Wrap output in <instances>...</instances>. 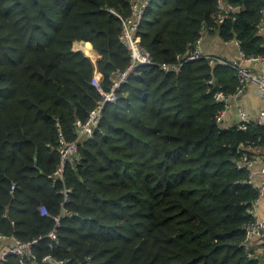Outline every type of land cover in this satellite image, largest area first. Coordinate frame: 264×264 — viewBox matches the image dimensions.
<instances>
[{
    "label": "trees",
    "instance_id": "trees-1",
    "mask_svg": "<svg viewBox=\"0 0 264 264\" xmlns=\"http://www.w3.org/2000/svg\"><path fill=\"white\" fill-rule=\"evenodd\" d=\"M228 1L240 11L219 24L217 0H152L141 39L156 64L107 106L100 131L80 145L82 166L67 167L62 182L53 176L60 133L75 140V122L101 98L95 72L107 87L130 62L119 15L132 0H0V234L38 240L35 257L0 264H45L48 253L63 264H262L247 244L260 194L238 161L251 148L264 153V124L217 122L226 103L215 94L237 91L236 69L204 58L180 73L159 65L206 29L239 40L247 58L264 56V0ZM66 186L72 202L51 248Z\"/></svg>",
    "mask_w": 264,
    "mask_h": 264
},
{
    "label": "built area",
    "instance_id": "built-area-1",
    "mask_svg": "<svg viewBox=\"0 0 264 264\" xmlns=\"http://www.w3.org/2000/svg\"><path fill=\"white\" fill-rule=\"evenodd\" d=\"M151 2L152 0H132L130 14L127 16L119 15V18L122 21L121 39L129 51L130 62L125 69L118 70L111 75L109 79V85L107 87L103 84L102 74L98 70L95 72L92 78V85L98 90L101 98L97 101V104L89 112V115L85 120H77L75 122L74 128L75 134L77 136L75 140H68L63 133H60L58 149L60 153V166L53 175L57 180L65 182V172L67 167L78 169L80 166H82L84 156L80 148L81 143L93 139L96 132L100 131L99 125L104 118L107 106L117 102L120 91L129 81V79L134 74H137L140 67L156 64L147 49L143 46L140 34L142 22ZM217 6L219 9L217 18L219 24L224 23L229 18H234L232 14L238 13L240 11L239 5H236L228 0H217ZM259 30L264 32V21L259 25ZM202 39L203 34L188 52L185 54H179L176 61L169 63L164 62L159 65L160 68L165 72L180 73L183 69V66L187 62L204 58L211 66H215L217 64L223 66L230 65L236 69L237 78L239 80L237 91L234 94L226 95L225 92L220 88V90H218L215 94L217 100L224 101L226 103V110L217 116V122L223 125L229 102L232 100L237 101L249 85L254 86L260 92L264 93V74L262 72L255 71L251 67V64L253 63L264 64V56L257 58H247L241 50L240 57L236 60L224 56H218L216 54L205 52L201 48L200 44ZM230 42H234L240 48L239 40H232ZM77 49L86 51V53L92 59L97 58V55L93 52V50L84 42L78 43ZM210 83L214 84V80H210ZM239 113L241 117V123L238 125L239 129H247L248 124L251 122L264 124V109L260 112L259 119L257 121H253L250 118L248 112L242 106H239ZM251 150L253 152L251 154L249 151H243L238 161V168H247L249 170V178L247 183L259 190L261 198V196L264 195V154H256L255 149L253 148H251ZM257 162H261V169L259 173L261 178L259 180L256 179L257 173L253 169ZM15 189L16 185L14 184L12 186V190ZM71 193L72 188L67 186L62 190V194L64 195L62 212L55 218L56 226L48 234V237L51 239V248H54L52 244L53 242H58L57 229L61 224L62 216L68 213L66 207L67 204L72 202ZM258 200L250 209V214L254 217V221L248 226L247 242L249 243L251 239L258 237L260 242H262L264 245V218L258 217ZM39 211L44 216H48L50 214L46 205H41L39 207ZM37 241L38 240H34L32 242L23 243L17 240L15 237L10 238L4 234H0V263L12 253L21 257L22 259L26 256L35 257L32 246L33 244L37 243ZM42 260L45 264L64 263V260L54 257L53 253L46 254Z\"/></svg>",
    "mask_w": 264,
    "mask_h": 264
},
{
    "label": "crops",
    "instance_id": "crops-1",
    "mask_svg": "<svg viewBox=\"0 0 264 264\" xmlns=\"http://www.w3.org/2000/svg\"><path fill=\"white\" fill-rule=\"evenodd\" d=\"M200 46L205 52L216 54L218 56H224L235 60L240 57V48L234 42H225L220 34L215 30L206 29L203 32V39ZM251 67L255 71H259L264 74V64L253 63L251 64ZM239 106L245 108L253 121H257L259 119L260 112L264 109V93L260 92L254 86L249 85L237 101L232 100L229 103L224 117V127H232L241 123ZM259 154L262 155L264 153ZM253 169L257 173L256 179L259 180L261 178V175L259 174L261 162H257ZM257 209L258 217L264 218V195L258 200ZM248 245L256 256H261L262 264H264V245L260 242V239L255 237L250 240Z\"/></svg>",
    "mask_w": 264,
    "mask_h": 264
},
{
    "label": "bare ground",
    "instance_id": "bare-ground-1",
    "mask_svg": "<svg viewBox=\"0 0 264 264\" xmlns=\"http://www.w3.org/2000/svg\"><path fill=\"white\" fill-rule=\"evenodd\" d=\"M140 34H141V32H140ZM190 62H191V61H190ZM227 66L232 67V66H230V65H227ZM144 67H146V66L140 67L139 70H138V72H139L142 68H144ZM232 68H233V67H232ZM138 72H137V73H138ZM246 169H247V168H246ZM250 185H251V184H250ZM251 186H252V185H251ZM12 254H13V253H12Z\"/></svg>",
    "mask_w": 264,
    "mask_h": 264
},
{
    "label": "rangeland",
    "instance_id": "rangeland-1",
    "mask_svg": "<svg viewBox=\"0 0 264 264\" xmlns=\"http://www.w3.org/2000/svg\"><path fill=\"white\" fill-rule=\"evenodd\" d=\"M230 102H231V101H230ZM230 102H229V103H230Z\"/></svg>",
    "mask_w": 264,
    "mask_h": 264
},
{
    "label": "water",
    "instance_id": "water-1",
    "mask_svg": "<svg viewBox=\"0 0 264 264\" xmlns=\"http://www.w3.org/2000/svg\"><path fill=\"white\" fill-rule=\"evenodd\" d=\"M237 147V146H236Z\"/></svg>",
    "mask_w": 264,
    "mask_h": 264
}]
</instances>
